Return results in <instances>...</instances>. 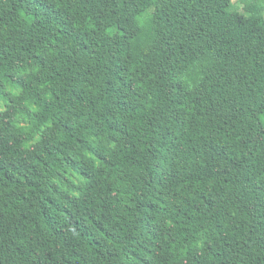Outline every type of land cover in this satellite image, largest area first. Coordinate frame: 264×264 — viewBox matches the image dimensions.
Wrapping results in <instances>:
<instances>
[{
    "label": "trees",
    "instance_id": "1",
    "mask_svg": "<svg viewBox=\"0 0 264 264\" xmlns=\"http://www.w3.org/2000/svg\"><path fill=\"white\" fill-rule=\"evenodd\" d=\"M235 1L0 0V264H264V0Z\"/></svg>",
    "mask_w": 264,
    "mask_h": 264
},
{
    "label": "rangeland",
    "instance_id": "2",
    "mask_svg": "<svg viewBox=\"0 0 264 264\" xmlns=\"http://www.w3.org/2000/svg\"><path fill=\"white\" fill-rule=\"evenodd\" d=\"M235 2H236L237 7H239V8L242 7L243 4L241 3L240 0H236ZM241 19H242V16L239 13L232 12V13H228V14L222 16L221 21H222L223 24L227 25V24H230V23H233V22H237V21H239ZM262 27H263V30H264V24H263Z\"/></svg>",
    "mask_w": 264,
    "mask_h": 264
}]
</instances>
